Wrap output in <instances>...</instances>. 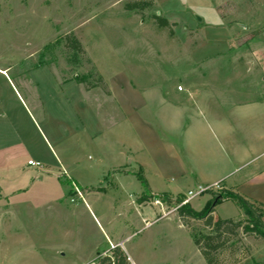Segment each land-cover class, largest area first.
Instances as JSON below:
<instances>
[{
  "label": "rangeland",
  "instance_id": "rangeland-1",
  "mask_svg": "<svg viewBox=\"0 0 264 264\" xmlns=\"http://www.w3.org/2000/svg\"><path fill=\"white\" fill-rule=\"evenodd\" d=\"M132 1L0 0V146L15 137L12 121L28 158L62 179L0 199V264L93 263L110 243L127 264H208L194 235L224 221L242 227L220 263L264 264V238L237 202L222 199L211 228L183 226L177 202L199 187L209 189L190 201L196 212L227 193L264 199L263 189L215 182L264 164V0H154L127 11Z\"/></svg>",
  "mask_w": 264,
  "mask_h": 264
},
{
  "label": "trees",
  "instance_id": "trees-1",
  "mask_svg": "<svg viewBox=\"0 0 264 264\" xmlns=\"http://www.w3.org/2000/svg\"><path fill=\"white\" fill-rule=\"evenodd\" d=\"M154 6V0H134L128 3L125 7L127 11L141 12L146 9H151ZM154 20L160 28L170 29L171 25L167 19L153 15ZM67 47L78 52L84 53L81 43L74 36L66 37ZM82 83V81H80ZM70 183V180L67 183ZM144 186L146 181L143 180ZM72 185V183H71ZM185 197L179 196L178 203H181ZM233 200L242 208L247 217L249 230L252 226V231H256L264 238V211H260L257 205L263 207L260 203L250 202L241 195L227 193L225 196L216 197L213 201L207 203L206 208L202 212L194 211L189 204L183 205L178 209L183 226L189 227V219L202 221L206 228H211L214 222L215 207L221 204L222 199ZM240 223L232 221H224L223 229L208 235H194L195 245L208 264H221L219 261L220 252L228 247L232 238L238 234L241 229ZM250 231V230H249ZM128 259L125 253L119 247L112 249L110 255L100 256L94 264H127Z\"/></svg>",
  "mask_w": 264,
  "mask_h": 264
},
{
  "label": "crops",
  "instance_id": "crops-1",
  "mask_svg": "<svg viewBox=\"0 0 264 264\" xmlns=\"http://www.w3.org/2000/svg\"><path fill=\"white\" fill-rule=\"evenodd\" d=\"M245 28V27H244ZM1 73L5 74V71H1ZM16 94L18 96V99L20 100V107L22 108V112L25 113L26 117L30 115V109L29 105L27 104L26 100L24 99L23 95L18 92V90L15 88ZM244 106V105H243ZM11 115V112L8 111ZM7 114V115H9ZM7 115H4L7 117ZM9 128L10 131L14 134L15 137L9 142L8 145H6V148L4 146H0V174L4 173L9 175L8 177V183L11 185L9 190L11 192H4L2 186L0 185V199H12L14 197H17L21 195L22 193H26L33 187L35 188H41L46 187L47 184H50L52 178H55L59 182L62 183V179L59 175L51 174L47 169H45L44 164L42 169H38L35 167H31L28 165L29 161H39V159L33 160L28 158V152L31 151L30 147L26 146V142L22 139L21 135V128L19 126L14 127L15 125L11 122H9ZM232 127H225L224 133L226 136H228L229 132L232 131ZM15 132V133H14ZM223 134V132H221ZM264 140V135H258V139L256 142H261ZM259 150L256 146L250 145L249 151H255ZM30 153V152H29ZM249 154V153H247ZM27 160V163L25 161ZM32 168L33 170H36V173L28 174L27 168ZM27 169V170H26ZM27 171V172H26ZM27 175L30 182L26 181V184L23 186H19V179L23 177L25 174ZM231 178V180H230ZM70 180V179H69ZM222 181L225 184V188L231 189L232 191L236 190L237 192L244 191L245 188L250 189H263L264 190V164L258 165L254 168V170L250 171L249 173L245 174L244 176H240V178L232 179L229 175H226L220 180H216L215 182ZM214 182V183H215ZM30 183V184H27ZM73 184V183H72ZM29 185V186H28ZM76 185V184H75ZM73 186V185H71ZM77 186V185H76ZM252 199V198H249ZM254 202L260 203L262 206H264V199L260 198L258 200H253ZM264 221V218H263ZM111 248H115L117 245H113L110 243ZM111 251H104L102 253V256L110 255ZM128 259L130 257L127 255ZM94 261V259L89 260L86 264H90ZM132 263V262H131ZM94 264V262L92 263Z\"/></svg>",
  "mask_w": 264,
  "mask_h": 264
},
{
  "label": "built area",
  "instance_id": "built-area-1",
  "mask_svg": "<svg viewBox=\"0 0 264 264\" xmlns=\"http://www.w3.org/2000/svg\"><path fill=\"white\" fill-rule=\"evenodd\" d=\"M28 165L31 166V167L38 168V169H42L43 168V164L41 162H39V161H29ZM214 186L218 187L219 185L216 184ZM74 188L76 189L78 195L81 196V192L79 191L78 187L75 184H74ZM208 189H209V187L208 188L199 187V189H197L196 191H189L188 192V196L186 197V199L184 198V200L179 205V207H181L183 205H186V204H189L191 200L199 197L204 192H206ZM155 204L158 205L159 207L163 206V201L160 200V199H155L154 205ZM162 216H164V215H162Z\"/></svg>",
  "mask_w": 264,
  "mask_h": 264
}]
</instances>
